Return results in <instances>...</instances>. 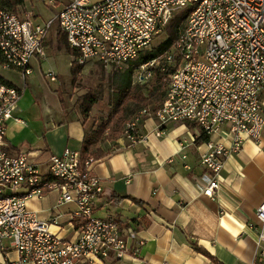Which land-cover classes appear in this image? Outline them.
I'll list each match as a JSON object with an SVG mask.
<instances>
[{
    "label": "built area",
    "instance_id": "obj_1",
    "mask_svg": "<svg viewBox=\"0 0 264 264\" xmlns=\"http://www.w3.org/2000/svg\"><path fill=\"white\" fill-rule=\"evenodd\" d=\"M179 14H185L184 24L171 46L133 67L139 80L153 76L156 68L166 74L163 100L155 109H138L125 122L121 137L129 144L144 141L140 125L145 118L155 119L157 135L167 123L194 122L207 137L199 156L206 172L194 184L213 198L230 152L241 149L247 139L264 152L260 100L264 95V0H71L41 22L0 5V70H17L26 82L33 58L60 52L57 38L46 44L55 27L76 52L77 64L96 60L122 69L149 48L153 37ZM47 76L51 81L56 78L52 71ZM20 94L21 88L0 74V195H4L0 255L5 240L18 255L6 264H92L94 259L134 256L138 252L132 245L134 232L124 235L116 221L93 215L92 202L102 192L101 179L93 170L94 157L76 155V150L67 147L50 155L48 172H60V180H50L25 153L4 150L7 121L13 117ZM215 132L229 140L228 147L223 140L211 139ZM178 145L182 147L180 141ZM175 159L171 156L168 162ZM22 186L26 188L22 195L5 196V189L17 191ZM50 191L59 193V204H75V240L51 232L49 223L27 207L28 198H40ZM256 217L261 226L258 256L264 257V199L256 208Z\"/></svg>",
    "mask_w": 264,
    "mask_h": 264
},
{
    "label": "crops",
    "instance_id": "obj_2",
    "mask_svg": "<svg viewBox=\"0 0 264 264\" xmlns=\"http://www.w3.org/2000/svg\"><path fill=\"white\" fill-rule=\"evenodd\" d=\"M32 1L24 0L11 11L21 17L30 14L33 21L41 22L40 16L34 17L40 13L30 8ZM69 1L52 0L49 4L58 6L52 16ZM51 55L57 54L50 51L44 59L31 60L26 82L17 70H0L6 81L21 88L13 117L7 121L3 148L9 154L25 153L44 175L50 155L66 147L79 152L85 134L80 116L66 109L58 96L60 76L55 74L51 81L47 72L53 69H42ZM69 55L71 64L76 55ZM47 79L57 82L48 86ZM260 98L264 107V95ZM156 126L155 119L145 118L140 125L144 141L129 144L118 136L98 145L104 154L96 159L93 170L101 179L102 192L92 202L93 215L116 221L124 235L134 232L132 245L138 252L123 259H94L92 264H264L256 245L261 228L256 208L264 199V152L250 139L230 152L219 173V187L210 198L194 184L206 172L199 163L207 139L201 128L192 121L170 122L157 135ZM261 137L264 140V127ZM211 139L223 140L221 132L213 133ZM223 141L228 147L229 140ZM174 155L177 159L168 162ZM25 191L22 186L16 194ZM58 198L57 191H50L28 198L26 205L49 223L51 232L75 240V204H59ZM4 244L0 264L18 258L7 240Z\"/></svg>",
    "mask_w": 264,
    "mask_h": 264
},
{
    "label": "rangeland",
    "instance_id": "obj_3",
    "mask_svg": "<svg viewBox=\"0 0 264 264\" xmlns=\"http://www.w3.org/2000/svg\"><path fill=\"white\" fill-rule=\"evenodd\" d=\"M90 1H96V0H90ZM55 2L56 0H54V3ZM32 4L33 7H31L30 3H28L30 8H33L40 13V15L38 14L37 16H34L35 18L40 16L38 19L39 21L51 18L53 14V8L58 7L57 5L56 6L53 4L50 5L47 0H33ZM45 4H49V5H45ZM56 9L58 8H54V10ZM53 30L54 31H52L48 37L49 44L52 42L53 37L56 38L57 35H59L57 32L58 29H56V27ZM60 35L63 36V33L61 31H60ZM166 38H167L166 29L161 30L153 37L149 47H155L159 45V43L164 41ZM55 42L57 43V41ZM57 45L59 46L62 52L57 53V55L49 56L48 57L49 60H47V63L45 62V64L42 65L43 66L42 69L44 70V68L51 67L55 72V74H57V76H60L59 78L60 82L57 85L58 96L61 98V101L64 107H66V109L70 111H75L80 116V119L84 123V127H85L84 132H89L90 130L95 129L101 123L105 122L108 116L116 109L114 105L116 99V95H115L116 90L113 83V77L116 74V71L119 69L114 67L113 65L92 60L82 64L79 71L76 72L75 75H72L69 70V66H70L69 63L71 57L63 47H60L58 43ZM6 73L9 74L11 72H6ZM12 73L11 75L17 76V74L15 73L12 74ZM46 81H47L46 83H49L47 84L48 86L49 85L53 86L54 83L57 82V81L50 82L48 79ZM137 83L144 86L142 88V92L144 94H147L148 91L152 89L155 90V88L158 87V83L154 75L148 79L139 80L138 78L135 77L134 74H132V84H137ZM87 94H90L91 96H95L97 98V101L90 105L88 111L83 112L80 108L81 107L80 105L83 100L82 97ZM149 107L152 108L151 105H149ZM121 108L123 112L122 113L123 122H121L120 124L121 126H120L119 136H122V130L125 122L133 115V113H135L138 110L137 104L134 101H130V102L128 101L127 103H123ZM119 114H121L120 111H118L116 117L119 116ZM112 127L113 124H110L109 128L106 131V133H108L109 136L111 135L110 129ZM109 136L106 137H108L107 140L110 141L111 140L110 138H112V136L110 137Z\"/></svg>",
    "mask_w": 264,
    "mask_h": 264
},
{
    "label": "trees",
    "instance_id": "obj_4",
    "mask_svg": "<svg viewBox=\"0 0 264 264\" xmlns=\"http://www.w3.org/2000/svg\"><path fill=\"white\" fill-rule=\"evenodd\" d=\"M24 0H0V5L8 7L10 10H16V6L23 3ZM185 19V14H179L178 16L174 17L169 25L166 28L167 31V38L159 43V45L155 47H149L142 50L135 61L130 62L127 64L123 69H119L116 71V74L113 77V83L115 87V110L108 116L107 120L97 126L95 129L90 130L89 132H85L84 139L81 143V148L79 154L83 157L92 156L95 159L101 157L104 153L98 147L99 143L107 140L109 136L106 133L107 129L109 128L110 124H113V127L110 129L112 138L114 139L119 136L120 131V124L123 122L122 117V104L127 103L128 101H134L137 104L138 109L143 106L151 105L153 109L157 108L164 97L165 93V75L164 73L160 72L157 68L154 69V76L158 83V87L150 91L147 94L142 92V88L144 87L141 84H132V74H133V67L135 65H140L145 63L146 61L156 57L160 53L167 50L172 41L176 38L179 30L183 27ZM57 35V43L63 47L68 54L76 55V52L71 50L66 42L65 35H60V30L58 31ZM82 65L76 63L73 60L70 64V73L75 75L76 72L79 71ZM171 71V69H170ZM164 86V88H163ZM83 100L81 102V110L83 112L88 111L90 105L97 101L95 96H91L87 94L82 97ZM120 111L121 114L116 117V114ZM134 114V113H133ZM116 117V118H114ZM204 135V134H203ZM109 136V137H110Z\"/></svg>",
    "mask_w": 264,
    "mask_h": 264
},
{
    "label": "bare ground",
    "instance_id": "obj_5",
    "mask_svg": "<svg viewBox=\"0 0 264 264\" xmlns=\"http://www.w3.org/2000/svg\"><path fill=\"white\" fill-rule=\"evenodd\" d=\"M76 155H80L79 152H76ZM47 179L60 180V172H48ZM5 196H16V189H5ZM0 202H4V195H0Z\"/></svg>",
    "mask_w": 264,
    "mask_h": 264
}]
</instances>
